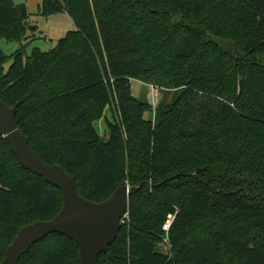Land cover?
I'll use <instances>...</instances> for the list:
<instances>
[{
  "label": "trees",
  "instance_id": "obj_1",
  "mask_svg": "<svg viewBox=\"0 0 264 264\" xmlns=\"http://www.w3.org/2000/svg\"><path fill=\"white\" fill-rule=\"evenodd\" d=\"M60 12L75 29L29 54L32 13L0 0V39L20 43L0 48V97L19 103L31 147L83 197L142 183L96 264H264V0H42L37 14ZM135 79L178 90L154 122ZM106 105L103 138L93 121ZM62 207V189L26 170L0 131V262L24 226ZM18 264L82 263L73 238L50 233Z\"/></svg>",
  "mask_w": 264,
  "mask_h": 264
},
{
  "label": "water",
  "instance_id": "obj_2",
  "mask_svg": "<svg viewBox=\"0 0 264 264\" xmlns=\"http://www.w3.org/2000/svg\"><path fill=\"white\" fill-rule=\"evenodd\" d=\"M27 23V21H26ZM19 103L9 106L0 97V131L10 143L20 164L63 191L62 210L53 218L38 220L24 226L7 248L0 264H18L31 245L50 233L69 236L76 242L82 264H96L98 257L107 252L123 225L130 197L139 192L138 186H120L104 201H90L80 195L76 177L66 172L62 165L48 163L31 147L29 138L16 121Z\"/></svg>",
  "mask_w": 264,
  "mask_h": 264
},
{
  "label": "rangeland",
  "instance_id": "obj_3",
  "mask_svg": "<svg viewBox=\"0 0 264 264\" xmlns=\"http://www.w3.org/2000/svg\"><path fill=\"white\" fill-rule=\"evenodd\" d=\"M15 2L19 4L25 2L27 4L28 10L32 13L33 23L38 26L36 37L25 40L23 42L29 54L35 48L44 51L51 50L52 48L56 47L59 38L65 36L69 31L75 29L76 27L73 19L66 12L56 13V15H51L48 17L41 14L38 15L37 3H39L40 0H15ZM0 48H2L9 55L20 48V43L10 41L7 42L5 39H0ZM6 66L8 68L10 66V63H8ZM144 82L152 85L156 84L154 81H142L139 79H135L131 82L132 91L134 95L141 96L150 103L151 96L149 87ZM158 84L156 85L160 90V101L162 102L167 98L168 102H170L174 98L178 90L166 89L165 87L159 86ZM104 108L105 109L103 114L95 118L93 121L98 134L103 138L107 137V134L109 133L108 120H111L113 118L112 108H110L109 105H106V107ZM145 117L152 118V112H148ZM127 184H129V182H127ZM167 248L168 244L167 242H165L164 249L168 250Z\"/></svg>",
  "mask_w": 264,
  "mask_h": 264
},
{
  "label": "built area",
  "instance_id": "obj_4",
  "mask_svg": "<svg viewBox=\"0 0 264 264\" xmlns=\"http://www.w3.org/2000/svg\"><path fill=\"white\" fill-rule=\"evenodd\" d=\"M132 82V81H131ZM145 83V82H144ZM148 87H149V91H150V96H151V99H150V105L152 106V122H154L155 120V117H156V112H157V108H158V104H159V101H160V90H159V87L156 85V84H147L145 83ZM176 216V213H173V214H169L167 217L168 219L166 220V222L164 223L163 225V230L165 231L166 233V236L164 238V242H167L169 241V230L175 220V217ZM128 211L126 212V214L123 216V224L126 222V219H129L128 218Z\"/></svg>",
  "mask_w": 264,
  "mask_h": 264
},
{
  "label": "crops",
  "instance_id": "obj_5",
  "mask_svg": "<svg viewBox=\"0 0 264 264\" xmlns=\"http://www.w3.org/2000/svg\"><path fill=\"white\" fill-rule=\"evenodd\" d=\"M41 2H42V0H40V2L37 3V13H38V6L40 5Z\"/></svg>",
  "mask_w": 264,
  "mask_h": 264
}]
</instances>
